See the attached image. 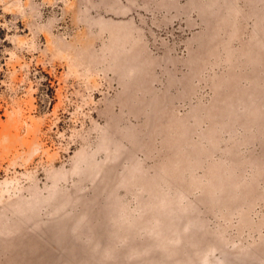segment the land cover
I'll use <instances>...</instances> for the list:
<instances>
[{
  "label": "rangeland",
  "instance_id": "obj_1",
  "mask_svg": "<svg viewBox=\"0 0 264 264\" xmlns=\"http://www.w3.org/2000/svg\"><path fill=\"white\" fill-rule=\"evenodd\" d=\"M0 264H264V0H0Z\"/></svg>",
  "mask_w": 264,
  "mask_h": 264
}]
</instances>
